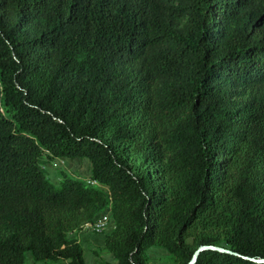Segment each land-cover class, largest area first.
Masks as SVG:
<instances>
[{"label": "trees", "instance_id": "obj_1", "mask_svg": "<svg viewBox=\"0 0 264 264\" xmlns=\"http://www.w3.org/2000/svg\"><path fill=\"white\" fill-rule=\"evenodd\" d=\"M105 211L118 264H264V0H0V264H87Z\"/></svg>", "mask_w": 264, "mask_h": 264}, {"label": "rangeland", "instance_id": "obj_2", "mask_svg": "<svg viewBox=\"0 0 264 264\" xmlns=\"http://www.w3.org/2000/svg\"><path fill=\"white\" fill-rule=\"evenodd\" d=\"M46 175L50 181L55 185H60V183L66 178H76V179H87L91 173V163L88 159H58L51 162H44L42 164ZM106 212V211H105ZM91 231V230H90ZM92 232V231H91ZM94 233V232H93ZM74 234V233H73ZM104 234V233H103ZM71 238V237H70ZM160 249L165 255H156L150 249ZM148 250L149 264H174V259L168 252L160 247H151ZM107 251V250H106ZM106 256H112L111 253H105ZM85 256L87 259H91V253L86 250ZM102 263L107 264L105 259L101 257ZM27 264H30L29 262ZM51 264V263H48Z\"/></svg>", "mask_w": 264, "mask_h": 264}, {"label": "crops", "instance_id": "obj_3", "mask_svg": "<svg viewBox=\"0 0 264 264\" xmlns=\"http://www.w3.org/2000/svg\"><path fill=\"white\" fill-rule=\"evenodd\" d=\"M107 214L110 216V225L104 234L99 235L91 232L90 230H82L78 233H74L70 235L71 238L77 239L84 247V257L87 264H104L102 263L101 257L105 259L107 264H118V261L115 259L113 255L112 256L105 255V253L108 254V252L105 249L106 235L110 234L115 228L114 222L113 220H111L110 211L104 212L100 217ZM86 250H88L92 255L91 259L89 260L85 256ZM150 251H152L154 254L159 256L165 255L164 252L161 251L160 249L158 250L153 248L150 249ZM28 262L30 264H33L32 258H29ZM41 264H48V263H41Z\"/></svg>", "mask_w": 264, "mask_h": 264}, {"label": "built area", "instance_id": "obj_4", "mask_svg": "<svg viewBox=\"0 0 264 264\" xmlns=\"http://www.w3.org/2000/svg\"><path fill=\"white\" fill-rule=\"evenodd\" d=\"M87 184L91 186H99V183L95 180H87ZM110 225V216L103 215L92 224H87L83 227V230H91L95 234L102 235L107 231Z\"/></svg>", "mask_w": 264, "mask_h": 264}, {"label": "water", "instance_id": "obj_5", "mask_svg": "<svg viewBox=\"0 0 264 264\" xmlns=\"http://www.w3.org/2000/svg\"><path fill=\"white\" fill-rule=\"evenodd\" d=\"M208 250H214V251H219V252H229L228 250H225V249H223V248H218V247H215V246H204V247L199 248V249L195 252V254H194V256H193V258H192V260H191V262H190L189 264H196L199 255H200L202 252H204V251H208ZM256 262H258V263H264V260H258V261H256Z\"/></svg>", "mask_w": 264, "mask_h": 264}]
</instances>
